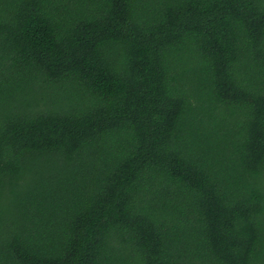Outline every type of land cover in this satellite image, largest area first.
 I'll return each instance as SVG.
<instances>
[{
  "label": "trees",
  "instance_id": "obj_1",
  "mask_svg": "<svg viewBox=\"0 0 264 264\" xmlns=\"http://www.w3.org/2000/svg\"><path fill=\"white\" fill-rule=\"evenodd\" d=\"M0 264H264V0H0Z\"/></svg>",
  "mask_w": 264,
  "mask_h": 264
}]
</instances>
